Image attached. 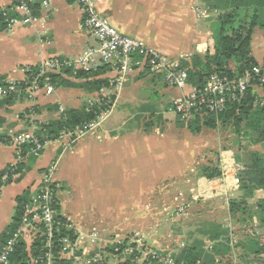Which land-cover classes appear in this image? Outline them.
Here are the masks:
<instances>
[{
	"label": "crops",
	"instance_id": "crops-1",
	"mask_svg": "<svg viewBox=\"0 0 264 264\" xmlns=\"http://www.w3.org/2000/svg\"><path fill=\"white\" fill-rule=\"evenodd\" d=\"M52 1L49 10H45L34 1V8L37 7V11L35 9L34 11L40 19L35 25L19 27L13 33L6 30L0 33V77L23 84L28 80L27 68L36 67L51 57H75L84 47L94 44L93 39L82 27L84 13L81 5L70 0ZM16 2L17 0H0V10L10 9ZM207 2L208 0H97V8L120 33L141 39L173 58H190L194 54L204 55L210 47L211 25L210 19L207 18L210 15L206 13ZM252 53L258 64L263 66L264 30L261 28H256L253 32ZM111 76L112 72L108 67V71L102 77L110 80ZM145 93L148 96H144ZM98 95L113 100L114 115L117 108L122 112H127L135 106L141 109L142 100L150 103L152 97L158 98L162 105L169 104L178 92L167 88L161 77L153 78L136 72L119 93L111 87L95 93H88L82 89L55 88L53 94L48 95L42 91L34 100L21 93L14 96L17 98L11 103L0 105V128L30 130L37 124H46L59 118L63 113L60 106L64 107V111L81 109L86 106L88 98ZM31 109H36V113L26 115V111ZM116 129L118 128L105 122L98 126L93 134L76 142L73 147L66 149L64 147L66 142H52L43 156L32 166L28 161L23 177L6 185L0 195V238L13 222L18 198L26 194L28 201L32 200L38 192L44 171L54 161H59L55 176V181L59 185L60 211L57 213L70 224L74 223L72 226L78 234L80 231L76 229L79 227L76 224L81 225L84 221L92 223L93 220H90L93 219V211L90 208L94 205L92 196L97 201L99 193L107 205L102 210H105L107 217L114 219L115 193L109 180L110 178L114 180V168L111 166H115L116 147L122 148L118 162L122 163L126 173V166L132 162L131 150L126 146L131 142L138 141L142 148H145L140 156L138 155L140 166L149 173L142 184L141 196H162L165 181H169L170 185L175 187L177 191L174 193L175 197L185 192H188L186 195H190L194 186L197 190L196 195L202 199L222 198L230 192L239 191L236 161L228 172L226 169L223 170L221 163V176L206 180L209 183L195 176L198 165H207L215 161L210 153L214 155L219 152L224 156L227 154L223 151L224 143L215 131L205 129L200 134H193L186 128H178L180 132L184 129L189 133L185 137L190 141L187 153V162L190 164L183 169L181 175H164L161 152L164 133L161 129L154 127L147 133L144 129L135 128L136 130L122 134L116 133ZM16 159L17 150L14 147L0 144V175ZM97 174L100 181L99 189L96 188ZM150 191L154 193L150 194ZM259 193L261 192L256 193L254 201ZM251 201L249 202L253 204ZM144 213L147 214V210H144ZM5 244L0 241V252ZM29 244L31 243H27L28 247Z\"/></svg>",
	"mask_w": 264,
	"mask_h": 264
},
{
	"label": "built area",
	"instance_id": "built-area-1",
	"mask_svg": "<svg viewBox=\"0 0 264 264\" xmlns=\"http://www.w3.org/2000/svg\"><path fill=\"white\" fill-rule=\"evenodd\" d=\"M34 1L45 10H49L53 2L17 0L10 9L2 10L7 32L13 33L22 26H33L40 20L34 11ZM70 1H76L81 5L84 13L82 27L93 39L94 44L84 47L75 57H51L36 67L27 68L28 80L23 84L0 77V99L24 93L29 99L34 100L42 91L50 95L55 91L51 83L53 75L65 76L67 71H71L73 76L79 72L92 75L103 66L112 68L110 87L119 93L134 73L147 70L150 75L161 77L167 88L178 92V95L170 100L171 109L180 121L189 122L204 115L222 113L227 97L231 100H241L250 88L264 85V67L253 66L239 78L215 75L206 87L195 89L188 83V72L184 69L181 58L168 56L141 39L120 33L100 14L97 0ZM104 99H107L109 107L102 110L99 106ZM114 106L113 100L104 95L88 98L87 112H93L95 120L72 132L62 130L56 142H66L64 144L66 149L73 147L80 139L93 134L98 126L104 124L111 117ZM60 111L64 112V107L60 106ZM51 143L50 139H42L39 136L36 127L25 131L0 128V144H8L17 150L16 161L0 175V195L4 187L20 175L18 172L21 166L31 157L41 158ZM58 163L59 161L52 162L44 171L38 192L32 200L22 203L24 213L19 227L0 252V263L10 264V256L15 252L16 246L24 241L31 243L27 247L30 253L29 264H52L54 232L60 226H65L73 234L58 241L61 252H72L74 244L80 239V234L70 223L64 225L57 220L56 197L59 196V185L55 181V176ZM221 163L223 170L226 169L227 172L236 164L230 152L225 154ZM235 167L238 172L242 169L238 164ZM256 234L260 246L264 248V232L257 230ZM42 237L46 238L44 245L46 255L44 258L32 257V244ZM97 261L98 259L94 260V264H98Z\"/></svg>",
	"mask_w": 264,
	"mask_h": 264
},
{
	"label": "trees",
	"instance_id": "trees-1",
	"mask_svg": "<svg viewBox=\"0 0 264 264\" xmlns=\"http://www.w3.org/2000/svg\"><path fill=\"white\" fill-rule=\"evenodd\" d=\"M207 8L206 13L210 15V18L208 16L207 18L210 19L211 23L210 47L208 51L204 55L194 54L190 58H181L183 67L188 72V83L195 89L206 87L212 76L239 78L253 66H261L252 53V36L256 28L264 30V0H208ZM34 9L37 11V7ZM13 15L11 14V16ZM211 16L215 18L211 19ZM5 30L6 23L3 11L0 10V33ZM108 67L103 66L92 75L79 72L76 76H73L71 71H67L65 76L53 75L51 83L58 89H82L88 93L99 92L103 88L110 87V80L102 77L108 71ZM110 69L112 72V68ZM140 74L153 78L159 77L150 75L147 70H142ZM16 98L0 99V105L9 104ZM263 101L264 85L256 86L250 88L241 100H231L227 97L222 113L204 115L189 122L179 120L183 126L182 128L188 129L193 134H200L205 129L216 132L219 128H231L236 135L233 146L237 147L240 153L235 154L227 146H224L223 151L226 153L230 152L235 161L243 166L237 176L241 195L238 199L231 200L229 204L231 222L235 220V224H238V234L241 231L240 236L242 235V237H238L236 244L234 243V246H231L232 237H230L228 227L221 224H208V240L213 243L211 252L206 250V243L208 242L204 243V240H198L193 244H188L177 254H174V264H218L220 262L217 259L223 260L227 255H231L233 248H235V255L238 256V264H258L259 259L264 261V248L260 246L256 234L258 228L254 226V222L258 221L257 223L264 227V198L259 199L255 204L249 202L255 198L257 192H264ZM99 107L102 110L108 108L107 99H104ZM169 108L171 109V104L166 107V111H169ZM33 113H36V109L26 111L28 116ZM94 120L95 115L93 112H87V107L83 106L81 109H68L59 118L46 124H37L36 128L42 139L47 138L52 142H56L62 130L66 129L72 132L76 128H81ZM153 125H146L147 129L145 128L144 132L148 133L153 129ZM255 146H261L262 150H253L254 148L252 147ZM242 150L243 153L245 152L243 155H241ZM218 153L216 152L215 154ZM36 160L34 157L29 158V165L32 166ZM220 160L222 159L220 158ZM220 160L219 162L214 161L211 164L197 166L195 171L196 178L212 180L220 177L222 174ZM25 165L26 163L21 166L17 180L23 177ZM56 198L59 200V197ZM27 201L28 197L26 194L18 198V207L13 222L0 238L2 243H6L19 227L24 213L22 203ZM58 205L56 206L57 212L60 211ZM57 220L64 225L69 223L66 218L58 213ZM222 226L223 228L225 226L224 229L227 234L215 229H221ZM54 234L55 245L52 253L57 254L61 247L58 241L71 237L73 234L65 226L56 228ZM45 242L46 238L42 237L32 244L31 252L33 256L45 257ZM125 245L128 246L130 244L126 242ZM27 247V242H19L15 252L10 256V264H29L30 253L27 251ZM132 247L134 246L132 245ZM111 253L114 252L112 251ZM152 260L150 264L158 263L154 261L155 259ZM101 263L99 262V264Z\"/></svg>",
	"mask_w": 264,
	"mask_h": 264
},
{
	"label": "rangeland",
	"instance_id": "rangeland-1",
	"mask_svg": "<svg viewBox=\"0 0 264 264\" xmlns=\"http://www.w3.org/2000/svg\"><path fill=\"white\" fill-rule=\"evenodd\" d=\"M214 18L211 16V19ZM144 90L148 91L149 89ZM144 96L148 95L145 93ZM141 104V109L139 106H135L127 112H122L117 108L115 114L106 121V124L117 127L116 133L118 134L129 130L145 129L146 125L154 124L153 129L158 127L164 133L161 149L164 175H181L184 172L183 169L190 164L187 162L190 143L186 138L189 134L188 131L182 129L180 132L178 128L183 126L178 117L170 108L169 111H166V107L170 104L162 105V102L155 97H152L150 103H145L142 100ZM217 134L224 146L232 149L235 154L240 153L238 148L233 146L236 135L231 128H219L216 131ZM243 142L245 141L243 140ZM191 144L194 146L193 143ZM126 148H130L133 159L126 166V173L122 163L118 162L122 148L116 147L115 166H111L114 168V180L109 179L115 193L114 219L107 217L105 210H102L107 205L106 200L100 197L101 193H99L97 201L92 196L94 205H89L93 211V219H90L93 220L92 223L88 221L82 222L81 225L75 223L79 226L75 225L78 227L76 229L80 231V239L74 244L72 252L52 253V264H94V260L97 259L98 264L99 262H102L101 264H150L152 259H155L157 264H174L173 255L198 240H204V243L208 242L206 250L211 252L213 243L208 240V224H221L228 227L230 237H232L231 246L236 244L238 237H242V235L240 236L241 231L238 234V224L231 222L229 215L230 201L238 199L241 195L239 191L237 193L230 192L222 198L202 199L196 195L197 190L194 186L190 195H186L188 192H185V194L175 197L174 193L177 192L175 187H172L169 181H165L162 196H141L142 184L145 183L146 176H149V173L145 172L144 167L139 164V156L145 148H142L138 141L131 142ZM252 148H254L253 150H262L261 146ZM241 153V155L245 154L243 150ZM221 154L210 153L217 162L220 158L225 157ZM98 178L97 174V189L100 185ZM203 182L209 183L206 180ZM259 192L261 193L258 194L255 201L264 198V192ZM149 193L153 194L154 191ZM255 201L252 199L251 202L255 204L257 202ZM95 205L98 207H94ZM144 210H147V214L144 213ZM257 222H254V226L264 232V227H261ZM224 228L222 226L221 229H215L226 233ZM126 242L130 245L126 246ZM112 251L114 253H111ZM235 253V248H233L231 255H227L223 260L217 259L220 262L218 264H238V256ZM257 263L264 264V261L259 259Z\"/></svg>",
	"mask_w": 264,
	"mask_h": 264
}]
</instances>
